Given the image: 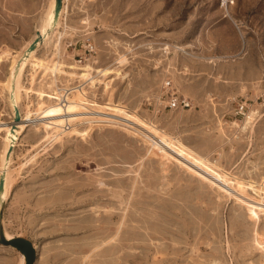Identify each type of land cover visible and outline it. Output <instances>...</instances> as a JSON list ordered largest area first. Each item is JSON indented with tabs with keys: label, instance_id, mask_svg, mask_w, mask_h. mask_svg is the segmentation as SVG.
Here are the masks:
<instances>
[{
	"label": "rangeland",
	"instance_id": "obj_1",
	"mask_svg": "<svg viewBox=\"0 0 264 264\" xmlns=\"http://www.w3.org/2000/svg\"><path fill=\"white\" fill-rule=\"evenodd\" d=\"M54 7L0 0V122L13 127L0 131L3 232L33 243L34 264H264V216L255 221L125 120H77L58 135L13 122L16 110L21 120L54 102L39 92L85 85L89 99L195 143L194 155L245 185L235 195L263 206L264 0H63L56 22ZM37 31L35 54L26 46ZM87 39L96 55L76 63L67 44ZM165 76L192 108L150 105ZM241 102L253 120L236 113ZM0 264L24 257L0 243Z\"/></svg>",
	"mask_w": 264,
	"mask_h": 264
},
{
	"label": "bare ground",
	"instance_id": "obj_2",
	"mask_svg": "<svg viewBox=\"0 0 264 264\" xmlns=\"http://www.w3.org/2000/svg\"><path fill=\"white\" fill-rule=\"evenodd\" d=\"M91 69L93 68L90 67L89 70ZM103 71L106 73V71L108 70L106 71L100 69L96 70V72H102V73ZM86 72L85 73L82 72L80 73V75H82L86 81L93 82L94 81L93 75ZM83 88L84 86L81 87V85H79L78 87L76 86L73 87L70 90V93L73 94L69 95L70 93H68L65 96L66 99L64 100L63 98L61 99L62 92L63 94H65L63 89L58 90L54 94L39 92L38 94L40 96L46 97L48 99H53L54 102L52 104L45 106L44 108H40V110L35 113L27 114L23 119H21L18 125L20 132H23L27 126L34 123L43 124L46 127V129L49 130L50 129L56 130L58 135L60 133H63L69 127L71 128L74 124H76L77 120L81 122H88L89 124H91V122L93 121L105 120V121L119 122L118 119L125 120L126 124H128L129 127L138 130V132H140L145 139L151 142V145L153 147L157 148L161 152H164L165 155L167 154L168 156L172 157L182 166H185L190 171L200 176L201 178L205 179L206 181L210 182L211 184L217 186L222 191L228 193L230 196H233L237 200H240L241 202L245 203V205L247 206V210L249 211L250 217H252L255 221H258L260 219V214L264 216V207H263L264 205L263 206L261 205L263 204L261 201L254 200L256 202H250L244 200L241 197H238L242 195H235L236 193L234 194V192H236L237 190L243 192L245 185L234 181L229 174H225L216 170L214 167L207 164L203 159L197 157L190 151L186 150V148L179 145L175 141V137L168 135L164 130L158 128L151 121L143 119L136 112L130 111L126 106L120 104H111V103H105L101 105L97 103L95 100L93 101L91 100V98L89 99L88 96H86ZM18 89L22 91L23 90L28 91L27 89L22 87H18ZM59 99H61V101ZM95 106L96 107L103 106V108L108 111L95 110L94 109ZM36 119H38V121L34 122L33 120ZM72 130L75 131V129ZM0 131H6L7 136H9L13 132V127L8 123L3 124L2 122H0ZM44 135L43 138H45ZM247 186L250 187L251 189H255V187L252 185H247ZM245 198L247 199V197ZM5 236L7 238L11 237L6 233ZM255 242L260 248H264V245L260 243L257 239V233H256Z\"/></svg>",
	"mask_w": 264,
	"mask_h": 264
},
{
	"label": "built area",
	"instance_id": "obj_3",
	"mask_svg": "<svg viewBox=\"0 0 264 264\" xmlns=\"http://www.w3.org/2000/svg\"><path fill=\"white\" fill-rule=\"evenodd\" d=\"M67 46L72 47V50L78 53L77 56H73L75 57L74 60L76 63H82L94 59L97 52L95 43L89 39L83 40L82 42H79V40H76L75 42H68ZM79 50L81 51L79 52ZM78 86L79 85L76 87ZM62 87H60L58 90H64L65 94H63V92L61 94V99L63 98L64 100L66 99L65 96L70 93V90L75 86L69 88ZM61 99L59 100L61 101ZM149 101H151L150 105L152 104V106H154L157 111L163 112L164 110L190 109L193 106L192 100L188 96L178 92L169 76H165V78L161 81L159 92L152 96L151 100ZM236 113L240 114L244 120L250 118L253 120L252 117H255L253 114L256 112L251 110L246 102H241L237 105Z\"/></svg>",
	"mask_w": 264,
	"mask_h": 264
},
{
	"label": "water",
	"instance_id": "obj_4",
	"mask_svg": "<svg viewBox=\"0 0 264 264\" xmlns=\"http://www.w3.org/2000/svg\"><path fill=\"white\" fill-rule=\"evenodd\" d=\"M63 0H55V7H54V20L55 22L58 20L61 9H62ZM37 37L31 42L28 46L27 51H32L36 47V43L42 40V36L39 31H37ZM13 121H20V116L18 110L15 112V117ZM11 148L7 153V157H9ZM4 179L3 177L0 178V191L3 190ZM2 215V210H0V216ZM0 243L6 246H11L16 248L23 256H24V264H34L36 260V249L33 243L23 237H10L7 238L5 233L3 232V228L0 226Z\"/></svg>",
	"mask_w": 264,
	"mask_h": 264
},
{
	"label": "crops",
	"instance_id": "obj_5",
	"mask_svg": "<svg viewBox=\"0 0 264 264\" xmlns=\"http://www.w3.org/2000/svg\"><path fill=\"white\" fill-rule=\"evenodd\" d=\"M31 42H32V41H31ZM31 42H29V43L27 44L26 47H28L29 44H31ZM41 45H42V44H39V45H37V46L35 47V49H34V53H35V54L39 51ZM26 47H25V48H26ZM22 52H23V51H22ZM22 52H21V53H22ZM180 142H181V141H180ZM181 144H182L181 146H183L184 148H186V150H188V151H190V152H192V153L195 152V151L198 149V147H197V145H196L195 143H190L189 146H187V145L184 144L183 142H181ZM191 148H192L193 150H192ZM194 150H195V151H194Z\"/></svg>",
	"mask_w": 264,
	"mask_h": 264
}]
</instances>
